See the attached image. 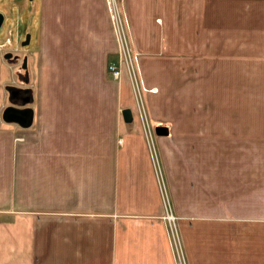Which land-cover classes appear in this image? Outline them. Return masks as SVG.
Masks as SVG:
<instances>
[{
    "label": "crops",
    "instance_id": "1",
    "mask_svg": "<svg viewBox=\"0 0 264 264\" xmlns=\"http://www.w3.org/2000/svg\"><path fill=\"white\" fill-rule=\"evenodd\" d=\"M120 2L146 119L108 0H30L63 89L0 119V264H178L163 190L185 264H264V0Z\"/></svg>",
    "mask_w": 264,
    "mask_h": 264
},
{
    "label": "rangeland",
    "instance_id": "2",
    "mask_svg": "<svg viewBox=\"0 0 264 264\" xmlns=\"http://www.w3.org/2000/svg\"><path fill=\"white\" fill-rule=\"evenodd\" d=\"M117 2H118L119 9L121 12L124 28L128 35L127 43L130 47V54H131L130 55L131 56L130 68H133V70L135 71L138 86L132 83V78H130V74L125 65L123 56L120 54V51H119L120 46H119L118 40L115 37L116 46H117V57H118L116 62L118 63V61H121V64H122V71H121L120 78H122V75L127 76L132 92H133L134 103H135L137 110L139 111L142 108H144L146 112L147 108L143 101L144 88L141 85L138 67H137L138 66L137 65L138 54L135 53L132 48L131 40L128 34L127 21H126V17L121 7V2L120 0H117ZM26 4L28 5L27 8H26ZM19 5L21 6V10L16 11L15 9H17ZM31 10H32V4L30 3V0H0V12H2L3 14H5L6 12H9L10 14L9 17L5 18L4 23L0 29V82H1V85H0V95H1L0 119L1 120H3L2 113L4 109L8 106H14L16 108H26L27 107L33 110V103L35 100H37V98L40 95L49 94V93L52 94L51 91L53 89L58 90L59 92L57 93L62 94L63 87L61 86L62 85L61 80H63V72H59V71L52 72V71L42 69L44 64L48 65L47 63H51L55 61V60H52L53 56L38 55L32 51L33 48L36 46L37 34L35 31L36 30L35 17L32 20L30 16ZM17 26L23 29V32L20 35L16 33ZM112 28H113V24H112ZM113 32H114V29H113ZM114 35H115V32H114ZM26 36H29L28 43L22 46L20 43L26 40ZM8 52L11 53L12 55L10 58H5V54ZM25 57L27 58V67L22 68V63ZM107 75L113 80H117V81L120 80V78L119 79L113 78L109 70H108ZM54 78L57 81H61L60 86L57 85L55 87H52L53 85L52 82ZM49 79L51 80L50 87L48 85ZM7 86L10 89H13L16 91L17 90L24 91L26 89L27 90L26 94L30 98L29 99L30 102L24 103V101L23 102L20 101V102H17L18 104H15L11 99L10 90H8Z\"/></svg>",
    "mask_w": 264,
    "mask_h": 264
},
{
    "label": "built area",
    "instance_id": "3",
    "mask_svg": "<svg viewBox=\"0 0 264 264\" xmlns=\"http://www.w3.org/2000/svg\"><path fill=\"white\" fill-rule=\"evenodd\" d=\"M108 4H109V9H110L111 22L113 24V29L115 32V37L117 38L119 46H120V50H119L120 54L123 56L125 65H126L127 70L129 71V74H130V78H132V83L137 85L138 82H137L135 71L133 70V68H130V63H131V56L130 55L131 54H130V47L127 43L128 35H127V32L124 28V24H123V20H122V16H121V12L119 9L118 2H117V0H108ZM108 69H109V72L112 74L113 78L119 79L121 77V71H122L121 61H118V63L117 62L111 63L109 65ZM0 85H1V82H0ZM134 88H135V86H134ZM137 93H139V92H137ZM140 97H141V95H140ZM0 99H1V95H0ZM142 107H143V105H142ZM139 113H140L142 119H144L146 117L144 108L139 110ZM146 132H147L148 142H149V144H151V131H150L148 126H147ZM163 195H164L163 199H164V210H165L163 219L165 220V222L167 224V227H168V230L171 234V238L173 240L175 249L177 251V260H178L177 262H178V264H185L184 259L181 255L180 242H179V237H178V233L176 230V216L174 215V213L172 211L169 200L166 198V195L164 194V190H163Z\"/></svg>",
    "mask_w": 264,
    "mask_h": 264
},
{
    "label": "water",
    "instance_id": "4",
    "mask_svg": "<svg viewBox=\"0 0 264 264\" xmlns=\"http://www.w3.org/2000/svg\"><path fill=\"white\" fill-rule=\"evenodd\" d=\"M4 20H5V16L2 12H0V29L4 23ZM28 37L29 36H26V40L22 42V46L28 43ZM11 55L12 54L8 52L5 54V58H10ZM26 67H27V58L25 57L22 63V68H26ZM29 99L30 98L28 96L25 97L23 99L24 103H28ZM31 113H32V110L27 107L26 108H16L14 106H8L4 109L2 113V119L7 123H17L23 127H26L31 122ZM122 115H123V119L126 122H129L133 119L132 112L129 108L124 109L122 111ZM156 131L159 134L167 133L163 127H158Z\"/></svg>",
    "mask_w": 264,
    "mask_h": 264
},
{
    "label": "flooded vegetation",
    "instance_id": "5",
    "mask_svg": "<svg viewBox=\"0 0 264 264\" xmlns=\"http://www.w3.org/2000/svg\"><path fill=\"white\" fill-rule=\"evenodd\" d=\"M8 87V86H7ZM6 87V88H7ZM8 90H10V96H11V99L12 101L15 103V104H18L17 102H23V99L25 97H27L28 95L26 94L27 93V90L25 89L24 91H16V90H13V89H10L8 87Z\"/></svg>",
    "mask_w": 264,
    "mask_h": 264
}]
</instances>
